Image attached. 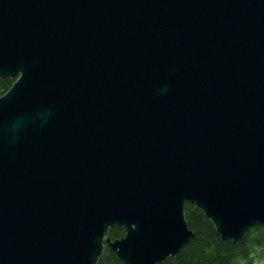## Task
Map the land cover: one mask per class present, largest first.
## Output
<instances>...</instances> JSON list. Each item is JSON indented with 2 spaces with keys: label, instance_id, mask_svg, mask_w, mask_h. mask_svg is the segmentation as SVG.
I'll return each mask as SVG.
<instances>
[{
  "label": "water",
  "instance_id": "obj_1",
  "mask_svg": "<svg viewBox=\"0 0 264 264\" xmlns=\"http://www.w3.org/2000/svg\"><path fill=\"white\" fill-rule=\"evenodd\" d=\"M6 78L0 264H162L186 203L264 225V0H0Z\"/></svg>",
  "mask_w": 264,
  "mask_h": 264
},
{
  "label": "trees",
  "instance_id": "obj_2",
  "mask_svg": "<svg viewBox=\"0 0 264 264\" xmlns=\"http://www.w3.org/2000/svg\"><path fill=\"white\" fill-rule=\"evenodd\" d=\"M16 80L0 79V98L6 95ZM185 216L193 238L182 252L162 264H264V225L252 227L244 238L234 242L223 240L215 225L194 204L186 203ZM123 227L111 228L108 238L115 241L125 236ZM98 264H123L105 245Z\"/></svg>",
  "mask_w": 264,
  "mask_h": 264
}]
</instances>
